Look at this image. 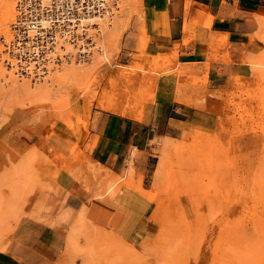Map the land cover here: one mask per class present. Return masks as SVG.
<instances>
[{"label": "rangeland", "instance_id": "obj_1", "mask_svg": "<svg viewBox=\"0 0 264 264\" xmlns=\"http://www.w3.org/2000/svg\"><path fill=\"white\" fill-rule=\"evenodd\" d=\"M12 1L15 5L16 0ZM119 7L112 15L96 19L98 47L89 60L56 66L43 80L20 78L5 67L6 74L0 71V254H13L25 264H224L217 251L226 248L219 234L226 227L228 213L234 212L232 218L253 232L255 215L260 217L264 211V197L256 180V175H264V24L260 22L264 13L258 14L254 25L252 51L243 44L230 50L226 36L211 32L204 38V62L180 64L177 49H165L164 39L150 45L141 0H121ZM12 25L8 33L0 35V43L10 39ZM192 37L198 38L196 32ZM169 73L178 77L173 99L188 107L187 122L171 126L176 127L171 134L158 133L141 156L147 157L145 164L139 162L120 176L109 173L88 149L94 135L89 130L92 122L96 128L102 113L112 112L100 101L111 94L112 85L121 86L132 79L138 84L143 81L156 102L157 92L149 82L159 84V76ZM57 75L63 79H56ZM17 83H29L31 91H15L20 86ZM175 91L183 101L176 99L179 93ZM153 105L148 101L142 106L143 117L151 114ZM186 129L194 131L188 135ZM209 139L213 157L225 153L223 168L230 166V174L237 173V179L233 178L230 196L225 197L221 209L204 204L194 216L202 212L204 219L185 223L180 213L161 206L166 197L162 166L178 160L183 147L207 144ZM61 177L79 179L95 189L96 197L125 184L152 206L139 222L111 218L99 199L92 204L75 201L59 184ZM257 207L262 213L259 209L254 213ZM24 223L61 231L59 254L50 260L35 259L24 244Z\"/></svg>", "mask_w": 264, "mask_h": 264}, {"label": "crops", "instance_id": "obj_2", "mask_svg": "<svg viewBox=\"0 0 264 264\" xmlns=\"http://www.w3.org/2000/svg\"><path fill=\"white\" fill-rule=\"evenodd\" d=\"M141 3L150 45L164 39L165 49H177L180 64L204 62V38H208L211 32L223 36L226 34L227 48L230 50L243 44L248 47V51H252L254 25L258 14L264 13V0H141ZM208 15L212 17L210 28L202 25L206 17V20L209 19ZM193 21L197 25L192 31L190 28ZM194 32L197 39L192 38ZM158 79L157 102L144 120L138 121L108 112L102 113L103 118L96 128L92 122L89 130L94 135L88 142V149L92 158L109 173L122 175L127 161L135 152L142 153L140 156L147 152L158 133L170 131L171 134L176 128H170L171 126L179 127L187 122L188 107L173 99L174 79L178 77L169 73ZM138 163L139 159L136 157L135 164ZM59 184L80 204H92L95 199H99L102 210L110 211L111 218L122 217L125 221L139 222L152 206L138 191L125 184L119 189L115 185L113 191L107 192L103 197H96L98 194L95 189L89 185L87 188L79 179L61 177ZM21 228L24 229V244L35 259L50 260L59 254L61 231L36 223H24ZM0 264L25 263L13 254H0Z\"/></svg>", "mask_w": 264, "mask_h": 264}, {"label": "bare ground", "instance_id": "obj_3", "mask_svg": "<svg viewBox=\"0 0 264 264\" xmlns=\"http://www.w3.org/2000/svg\"><path fill=\"white\" fill-rule=\"evenodd\" d=\"M20 9L21 8L18 7V0H16L15 5H14L12 0H0V35L8 33V31L10 30V25L12 23L14 24V22L16 20L15 18L19 14ZM14 11H15V15H14ZM208 17H209L208 20H211V21H209V24L207 22L208 20H206L207 17H206L205 21H202V23L204 22L205 25L208 24V25H206L207 27H210L212 25V17L209 15H208ZM128 19H130V18H128ZM124 22H126V21H124ZM260 22L262 24H264V18L263 17L260 18ZM122 24H124V23H120V25H122ZM196 25H197V22L193 21L190 29L191 30L194 29V27ZM12 29H13V27H12ZM225 36H226V34H225ZM187 40H188V38H187ZM223 42H224V40H223ZM0 44H2V43H0ZM117 44H119V43H117ZM216 44H219V43H216ZM0 46H2V45H0ZM67 48H68V51H71V50H73L74 47L71 44H68ZM0 51H2V49ZM74 52H75V50H74ZM87 60H88V57L85 61H87ZM153 60L156 61V59H154V56H153ZM157 60H158V58H157ZM72 61H73V59H72ZM71 62H64L62 65H65V64L71 63ZM62 65H60V66H62ZM150 66H151V64H150ZM3 68L4 67L1 66L0 71H4L6 69V68L5 69H3ZM165 68H166V66H165ZM178 69H180V68H178ZM147 71H148V69H147ZM179 71H181V70H179ZM72 73L73 72H70L68 74H72ZM5 74H6V70H5ZM48 76H46V77H48ZM68 76H71V75H68ZM3 77H5V76L3 75ZM72 77H73V74H72ZM163 77H165V76H163ZM20 78H28V77H20ZM45 78H42V80ZM55 78L56 79H63L59 75H57ZM51 80H49V82H51ZM52 82H54V79ZM150 82H149V85H152L151 87H154L156 92H157L158 84L155 82L150 84ZM174 82H175V80H174ZM159 83H160V81H159ZM137 84L138 83L136 81L130 79L121 86L112 85V87H111V85H110V87L112 89L109 91H112V92H110L111 93L110 95L108 94L104 98H102V100L100 101L101 106L106 110L116 112V113H118L122 116L128 117V118H132V119H136V120H140V121L144 120V117L141 114V108L148 101L155 103V94L152 93L153 94L152 95L150 93L148 87L145 85V83L143 81H141V84H138V85ZM180 84H182V83H180ZM18 85H20V84H18ZM45 85H46V83H45ZM47 85H49V84H47ZM52 85H54V84H51V86ZM62 86L63 85H60L58 87L61 88ZM48 87H47V89H48ZM179 87L177 86V88H179ZM50 88H52V87H50ZM177 88H176V90H177ZM179 89H182V88H179ZM14 90L18 91V92L20 91V92L26 93L30 90V84L29 83H27V84L23 83L20 86H16L14 88ZM180 91H182V90H180ZM48 92H50V90ZM104 92H106V91H104ZM177 92H176V94H177ZM178 93L179 94H177L176 99H178L179 101H183V99L181 97H179L180 92H178ZM30 94L32 95L31 92H30ZM33 94L35 95V93H33ZM0 95H3V93H1ZM37 95H40V93L39 94L37 93ZM151 98H152V100H151ZM186 127H188V126H186ZM189 129H191V128H189ZM191 131H194V129ZM191 131H188V129H186L185 134L191 135L190 134ZM193 133L194 132H192V134ZM195 134L197 136V132ZM195 134H193V135H195ZM204 135H206V134L203 133V136ZM208 138H209V136H208ZM211 139H209V143L207 142V144L200 142L199 145L194 144L192 146L189 145V143L187 142V144L191 147H188L187 144L186 145L188 148L183 147L184 149H182V147H181L182 150L179 151L181 153V155L179 156V159L177 158L178 160H176L175 162H172L173 161L172 160L171 165L167 166L165 164L164 166H162L163 167L162 173L166 172L165 173L166 175H165V178L162 179L161 185L164 188L166 197L161 201V206L164 207L166 210L169 209V210L173 211L175 214L180 213L182 215L185 223H188L193 219L198 220V221H202L204 219V217L202 216L203 215L202 212L200 213V215L197 214L198 216H196V217H194V216L196 214L197 209L202 207V205H204V204H206L209 208L216 205V208L219 207L221 209L225 197L230 196V191H229L230 187L229 186H232L233 178L237 179L236 178L237 173H234L233 174L234 176L230 174V172L232 173V169H231V171H229L230 166L226 165V169H224L225 168V164H224L225 162L224 161H226V160H224V159H226V158H224L225 153L222 152V154H221V152H220V154H218V155L215 154V156H214V157H217V156L221 155L219 157H221L222 159H220L219 157H217V158L213 157L214 149L213 150L210 149V148H212L210 146L211 145L210 144ZM196 140H198V139H196ZM213 140H214V138H213ZM213 140H212V142H213ZM193 141L194 140L192 139V142L191 141L190 142L193 143ZM206 141H208V140H206ZM165 142H166V140H165ZM208 144H210L209 147L207 146ZM183 145L186 146L185 144H183ZM220 145H221V143H220ZM212 146H214V145H212ZM215 147H216V144H215L214 148ZM217 147H218V145H217ZM222 148H223V146L220 149H222ZM176 149H177V147H176ZM215 150H216V148H215ZM219 151H221V150H219ZM222 151H225V150L222 149ZM172 152H174V151H172ZM176 152H178V149L176 150ZM172 154L171 155L174 156V153H172ZM136 157H138L139 162H141V164H145L147 161L146 156H143V158H142L139 153L135 152L134 155L132 156V158L127 161L128 168H126V169L132 170V168L135 165ZM171 158L172 157H170V159ZM166 159H168V158H166ZM162 167H160V168H162ZM111 175L115 177L114 174H111ZM252 176L253 175H251V177ZM254 177H255V175H254ZM256 177L255 178L258 182L257 184L260 186L261 190H259V188H257V189L260 192V196L264 197V175L263 176H260V175L257 176L256 175ZM112 180L114 181V179H112ZM115 180H116V177H115ZM256 180L254 179V183L256 182ZM251 183H252V181L250 180V184ZM254 183H253V185H254ZM254 186H256V185H254ZM255 191H256V189H255ZM232 193H233V191H232ZM254 194H256V193L254 192ZM235 196H234V198H235ZM259 198H257L256 200L259 201L260 200ZM246 201H249V199ZM260 201H262V200H260ZM250 205H248V206H250ZM246 209H247V206H246ZM257 209H259L258 211L262 210L261 207L260 208L257 207L256 212H254V213H257ZM263 209H264V204H263ZM237 210H240V209L237 208ZM253 210H251V211H253ZM251 211H250V213H251ZM231 213H232V211H231ZM231 213H228V214L231 216L234 212L232 214ZM261 213H262V211H261ZM262 214H264V211ZM262 214L260 217L257 216L258 213H257V215H255L254 218H256L255 219L256 222L254 221L255 222V228L253 227L254 228L253 232H252V230H250L251 232L247 231L248 230L247 227H246V230H245V228L243 229L242 224L237 222V220L232 218V216H231V218L234 220H231L230 216L228 215L229 220H227L226 224L224 225L226 227H224L222 230H220V234H219L220 242L222 241L223 243H225L226 248L225 249L219 248V250L217 251V256L218 257L220 256V258H222L221 261L223 260L224 264H264V215H262ZM237 217H240V216L237 215ZM250 221H252V220H250ZM252 226H253V223L251 224V227Z\"/></svg>", "mask_w": 264, "mask_h": 264}, {"label": "built area", "instance_id": "obj_4", "mask_svg": "<svg viewBox=\"0 0 264 264\" xmlns=\"http://www.w3.org/2000/svg\"><path fill=\"white\" fill-rule=\"evenodd\" d=\"M121 0H18L12 37L2 41L0 65L19 77L42 79L64 62H83L98 47L96 19ZM97 30V32H94ZM74 48L68 51L67 45ZM75 50V52H74Z\"/></svg>", "mask_w": 264, "mask_h": 264}]
</instances>
